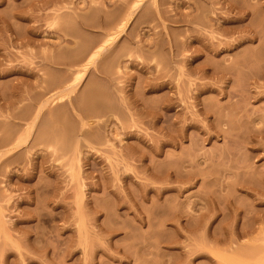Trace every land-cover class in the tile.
I'll list each match as a JSON object with an SVG mask.
<instances>
[{"label": "rangeland", "instance_id": "rangeland-1", "mask_svg": "<svg viewBox=\"0 0 264 264\" xmlns=\"http://www.w3.org/2000/svg\"><path fill=\"white\" fill-rule=\"evenodd\" d=\"M139 1L0 0V264H264V0Z\"/></svg>", "mask_w": 264, "mask_h": 264}, {"label": "bare ground", "instance_id": "bare-ground-1", "mask_svg": "<svg viewBox=\"0 0 264 264\" xmlns=\"http://www.w3.org/2000/svg\"><path fill=\"white\" fill-rule=\"evenodd\" d=\"M138 2L140 4L139 0H133L132 3H130V7H129V14H133L136 10V8L138 7ZM102 48V47H101ZM102 50V49H101ZM99 52V49H97L96 51H94V53L92 54V58ZM89 60V59H88Z\"/></svg>", "mask_w": 264, "mask_h": 264}]
</instances>
